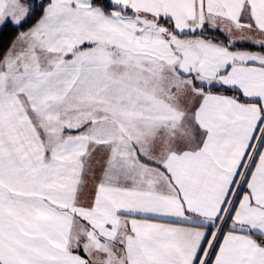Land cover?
<instances>
[{"label": "snow or ice", "instance_id": "snow-or-ice-1", "mask_svg": "<svg viewBox=\"0 0 264 264\" xmlns=\"http://www.w3.org/2000/svg\"><path fill=\"white\" fill-rule=\"evenodd\" d=\"M0 264H264V0H0Z\"/></svg>", "mask_w": 264, "mask_h": 264}]
</instances>
